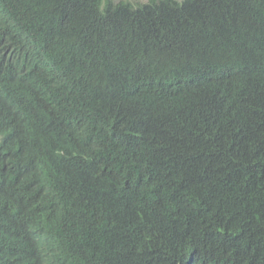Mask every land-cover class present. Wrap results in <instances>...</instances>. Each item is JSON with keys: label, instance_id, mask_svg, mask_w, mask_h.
I'll list each match as a JSON object with an SVG mask.
<instances>
[{"label": "trees", "instance_id": "obj_1", "mask_svg": "<svg viewBox=\"0 0 264 264\" xmlns=\"http://www.w3.org/2000/svg\"><path fill=\"white\" fill-rule=\"evenodd\" d=\"M0 264H264V0H0Z\"/></svg>", "mask_w": 264, "mask_h": 264}, {"label": "rangeland", "instance_id": "obj_2", "mask_svg": "<svg viewBox=\"0 0 264 264\" xmlns=\"http://www.w3.org/2000/svg\"><path fill=\"white\" fill-rule=\"evenodd\" d=\"M140 1H145V0H140Z\"/></svg>", "mask_w": 264, "mask_h": 264}]
</instances>
